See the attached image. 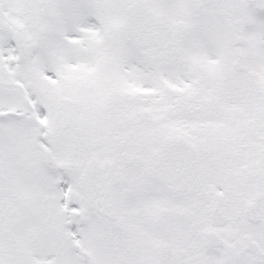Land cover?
I'll return each mask as SVG.
<instances>
[{"label":"snow or ice","instance_id":"6c2138e0","mask_svg":"<svg viewBox=\"0 0 264 264\" xmlns=\"http://www.w3.org/2000/svg\"><path fill=\"white\" fill-rule=\"evenodd\" d=\"M0 264H264V0H0Z\"/></svg>","mask_w":264,"mask_h":264}]
</instances>
